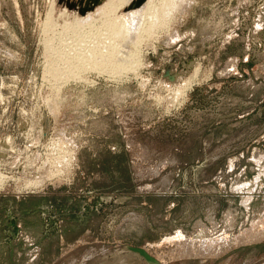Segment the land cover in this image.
<instances>
[{"label":"rangeland","instance_id":"rangeland-1","mask_svg":"<svg viewBox=\"0 0 264 264\" xmlns=\"http://www.w3.org/2000/svg\"><path fill=\"white\" fill-rule=\"evenodd\" d=\"M187 4L117 75L74 66L88 12L0 0V264H264V0Z\"/></svg>","mask_w":264,"mask_h":264},{"label":"bare ground","instance_id":"bare-ground-1","mask_svg":"<svg viewBox=\"0 0 264 264\" xmlns=\"http://www.w3.org/2000/svg\"><path fill=\"white\" fill-rule=\"evenodd\" d=\"M60 1H62V0H60ZM63 1H65L67 6H69L70 0H63ZM75 1H78V0H75ZM133 1L134 0H107V1L101 0L98 4L95 5L94 8H91V9L88 8L85 12H82L80 6L70 7L72 9H74L75 11L79 12L80 15H85L88 12L87 15H85V16H76L73 18H69L62 25V28L65 29L66 32L70 34V36H72V33L77 36L81 30L86 29L85 26L88 27V31L86 33H84L81 37L78 38V41L76 42L77 46L73 47L71 45L73 52H74L72 57L75 58V61H76L74 66H76L77 61H79L80 62L79 65L80 64L83 65L82 68L88 67L89 69L90 68L95 69L98 72L116 73L117 75L120 71H122V69L127 70L126 68H128V67L133 68L135 63L137 65V62H134L136 59H133L131 57V56H134L133 52H132L133 50L127 49L128 47H126V46H132L130 43L131 40H130V42H128L129 39L135 40V39L139 38V39H137V44H138V42H139L138 40H140V38L143 37L142 34H139V32L141 30L143 31L145 29L146 30L148 29V31H151V30H149L151 28L150 26H153L151 24H154V22H157V21L161 23V21H159L160 16L164 17V19L168 18V15H170V13H173V10H175V11L179 10L180 11V9L181 10L184 9L186 4L190 2V0H160V1L159 0H145L140 6H137L134 8L133 7L129 8V5ZM157 2L158 3L160 2V5H158ZM78 5H79V3H78ZM123 6L124 7L127 6L125 8L126 11L119 12V9L123 8ZM52 10H53V8L51 9V11ZM51 15L52 14L49 13L45 22H44L46 30L49 28V25L52 24V23H50ZM156 17H158V18H156ZM98 22H100V23H98ZM157 23H156V25H157ZM159 26H160V24H159ZM141 27H143V28L141 29ZM157 27H158V25H157ZM91 29L93 31H91ZM78 30H80V31H78ZM77 31H78V33H77ZM121 40H123V41H121ZM45 41H46V39H45ZM46 43H48V42L46 41ZM135 43H136V41H134V44L133 43L132 44L136 46L137 44H135ZM46 46H48V44ZM132 47H134V46H132ZM47 48H49V47H47ZM135 50H136V48H135ZM137 51L138 50H136V52ZM136 52L134 51V53H136ZM55 54L53 53L54 56H55ZM50 57H51V52H50ZM62 57L64 58L63 55H62ZM53 58H55V57H53ZM68 58L69 57H65L66 60H68ZM134 58H135V56H134ZM49 60H54V59L49 58ZM55 60H54V62L57 63L58 60H56V61ZM136 61L140 62V60H138V59ZM50 64H47L48 65L47 66L48 67L47 73H50L54 76L55 70H53V67L51 69ZM71 65H69V66H71ZM66 66H67V64H66ZM68 67H66V68H68ZM129 68H128V70L132 69V68L131 69H129ZM60 69H62V68H60ZM80 69H81V67H80ZM46 70H47V68H46ZM64 71H62V72H64ZM69 71H71V73H69L67 71L68 75H66V77L64 76L65 78H63V79L68 80L70 77L71 78L75 77V75L78 74L76 72H75V74L74 73L72 74L71 69ZM195 71H194V73H195ZM121 74L125 75L123 73H121ZM113 75H115V74H113ZM79 77L85 78L83 75H80ZM193 77H189L188 79L184 80V82H182V83L180 82L182 85L178 84V85H181V87H178L177 90L184 91L185 89H187L191 85ZM56 87H57L56 92H58V90H60L59 87H61V86L57 85ZM54 97L57 98L58 96L54 95ZM51 98L53 99V97H51ZM47 100H49V99L46 98V102H47ZM53 103H54L53 101L52 102L50 101L49 106L51 107V105H52L51 110H52V113L54 114L57 112V105H55V103L54 104ZM58 109H59V107H58ZM62 155H61V157H62ZM63 156H65V155H63ZM68 158H66V159H68ZM59 159H61V158H59ZM63 162L65 163V160ZM261 228H263V230H264V226ZM261 234H262V230H260V228L258 226L257 233L254 234L253 237L260 238L259 236ZM166 239L168 241L171 240L172 242L176 241L178 250H176L175 252H178L179 255L188 256L186 254L192 253L193 246H191V243L193 242V240L191 242H189L190 240H187L186 238H184V236L182 234L170 236V237H167ZM207 248L208 247L206 246V240L201 239L199 242V245H198V249L200 251L205 252L207 250ZM175 255H176V253H175ZM173 256H174V252L172 253L171 257H173Z\"/></svg>","mask_w":264,"mask_h":264},{"label":"water","instance_id":"water-1","mask_svg":"<svg viewBox=\"0 0 264 264\" xmlns=\"http://www.w3.org/2000/svg\"><path fill=\"white\" fill-rule=\"evenodd\" d=\"M101 0H70L69 1V7H75V6H80L82 12H85L88 8H94L96 4H98ZM145 0H134L130 5L129 8H134L137 6H140ZM77 3H79V5H77ZM127 248L130 251L136 252L138 253L140 256H142L149 264H161L160 261L158 259H156V257L154 255H152L151 253H149V251L145 248V247H141V246H133V245H128Z\"/></svg>","mask_w":264,"mask_h":264}]
</instances>
